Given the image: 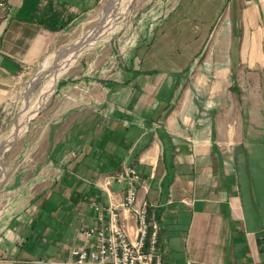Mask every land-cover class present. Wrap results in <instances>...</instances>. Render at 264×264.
Masks as SVG:
<instances>
[{"label":"crops","instance_id":"1","mask_svg":"<svg viewBox=\"0 0 264 264\" xmlns=\"http://www.w3.org/2000/svg\"><path fill=\"white\" fill-rule=\"evenodd\" d=\"M8 1L0 15V121L24 76L104 0ZM213 19L197 46L200 66L175 94L161 78L138 75L151 44L133 67L90 59L87 72L72 79L71 95L50 100L27 139L28 175L20 182L19 161L8 167L5 183L14 176L22 188L7 209L0 197V264H79L72 249L95 240L84 230L101 213L108 220L112 204L133 237L137 223L121 206L124 187L98 184L124 164L140 172L138 194L160 225L162 264H264V180L256 181L254 160V140L264 135V0H227ZM201 67L214 68L217 94L242 89L244 109L235 99L213 117L200 116L192 93L206 87ZM243 122H251L250 146ZM37 184L47 189L30 197L29 185Z\"/></svg>","mask_w":264,"mask_h":264},{"label":"rangeland","instance_id":"2","mask_svg":"<svg viewBox=\"0 0 264 264\" xmlns=\"http://www.w3.org/2000/svg\"><path fill=\"white\" fill-rule=\"evenodd\" d=\"M118 1L104 0L100 7L76 20L61 37L60 46L51 50L45 59L41 60L36 67H32V70L24 76L13 101L5 106L0 121V197H7L5 209L16 204L13 202L16 196L20 195L18 188H22L14 185L12 182L15 179L14 176L11 182L5 183L9 165L19 161L17 166L21 165V167L18 170L23 171L18 177L20 182L22 177L28 175L30 170L27 167L28 159L25 160L28 158L27 139L37 131L41 113L50 100L59 93L71 95L70 85L75 81L72 82V79L87 72L86 66L90 59L99 62L103 59L111 60L110 63L114 67L115 65L133 67L134 63L140 60V54L143 55L142 49L152 44L145 50L143 59L146 62L143 63V68H140L138 75L142 78H161L158 82L166 83L167 89L175 94L176 84L183 87L189 81L192 70L200 66L197 57L200 49L197 46H202L207 40L211 34V26L216 21L213 18L217 16L218 9L221 12L225 10L227 3V0H129L127 6L122 9L119 8ZM174 5L177 7L172 12ZM109 17H115L113 31L95 45L88 48L83 46L78 56L67 61L66 49L72 47L76 41L84 40L85 36L94 29H98ZM118 20L123 23L121 21L119 23ZM164 22H168V25L166 23L162 26V32L158 35L157 29ZM157 37L158 40H156ZM201 69L203 70V67ZM203 75L206 83L204 92L200 95L195 94L193 90L192 93V99L195 100L198 97L200 116L213 117L221 111L224 103L235 106V99L239 101L238 107L244 109L246 100L242 89L234 87L230 92H220L221 94L218 93V95L213 90L217 83L214 68L207 67ZM172 80L175 82L173 87L169 86ZM49 81L52 89L40 103V96ZM28 115L30 117L26 119ZM250 123H242V130L246 132V141L249 146L253 143L251 132H248ZM246 125L247 128H245ZM18 140H21L20 146L23 145L19 152L17 148L13 150ZM255 142L260 146V148L257 147V155L254 158L258 164L255 179L259 182L264 180V135L256 137ZM8 157L11 159L7 163ZM30 188H32L30 197L47 189L45 184L29 185ZM29 189L26 190L30 192ZM40 200L42 201V198ZM1 206L3 204L0 199V209Z\"/></svg>","mask_w":264,"mask_h":264},{"label":"built area","instance_id":"3","mask_svg":"<svg viewBox=\"0 0 264 264\" xmlns=\"http://www.w3.org/2000/svg\"><path fill=\"white\" fill-rule=\"evenodd\" d=\"M9 11V1L0 0V15ZM76 154L75 152H73ZM98 184L109 189L114 183L124 187L123 209L136 218V231L132 237L122 223V212L114 204L107 208L108 220L101 213L100 223L87 227L84 234L95 240L89 246L75 247L72 254L79 264H162L158 250L159 223L148 218L149 202L138 194L140 172L134 165L124 164L121 169L108 173Z\"/></svg>","mask_w":264,"mask_h":264},{"label":"bare ground","instance_id":"4","mask_svg":"<svg viewBox=\"0 0 264 264\" xmlns=\"http://www.w3.org/2000/svg\"><path fill=\"white\" fill-rule=\"evenodd\" d=\"M116 1V0H115ZM129 0H119V4L120 7L124 9L125 6H127ZM117 3V2H116ZM110 5V4H109ZM109 9V8H108ZM115 9V8H114ZM121 9V10H122ZM126 9V8H125ZM114 12V11H113ZM120 12V11H119ZM111 13V12H110ZM115 14V13H114ZM119 14V13H118ZM121 14V13H120ZM126 15V14H125ZM111 16V15H110ZM117 16V15H116ZM121 16V15H120ZM122 18V17H121ZM117 19V17H116ZM114 20L115 17H109V19L105 22H102V25L100 27H98V29H94L91 33H89L87 36H85L84 40H78L76 41L72 47H68V49H66L65 53L67 55V61H70L71 58H74L75 56H78L80 54V52L83 50L81 49L83 46H87V48L91 45H95L97 42L102 41L103 38H106L105 36L109 33H111L113 31V26H114ZM123 20V19H122ZM119 21V20H118ZM121 21V20H120ZM119 21V23H120ZM122 22V21H121ZM123 23V22H122ZM118 25V23H117ZM117 28V27H116ZM69 63V62H68ZM67 65V64H65ZM59 72V71H58ZM51 82L49 81L45 87V89L43 90L42 95L40 96V103L42 102L41 99L44 98V96L49 93L48 91H50L52 89L51 87ZM26 113V112H25ZM26 115V114H25ZM30 117V115H28L26 117V119H28ZM23 122V121H22ZM26 125V124H25Z\"/></svg>","mask_w":264,"mask_h":264}]
</instances>
